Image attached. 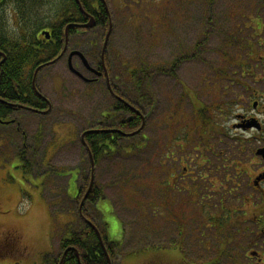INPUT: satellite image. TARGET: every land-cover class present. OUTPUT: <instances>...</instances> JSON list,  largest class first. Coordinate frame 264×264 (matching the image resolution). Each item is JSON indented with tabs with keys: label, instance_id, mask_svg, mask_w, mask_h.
Listing matches in <instances>:
<instances>
[{
	"label": "rangeland",
	"instance_id": "rangeland-1",
	"mask_svg": "<svg viewBox=\"0 0 264 264\" xmlns=\"http://www.w3.org/2000/svg\"><path fill=\"white\" fill-rule=\"evenodd\" d=\"M105 2L112 19L109 52L115 66L124 62L126 71L130 72L126 62L141 68L151 67L152 63L164 64L168 54L170 59H183L175 77L161 75L152 79L149 88L155 100L153 105L143 104L145 129L136 138L121 141L122 145L131 141L137 144L143 134L147 138L140 149L128 153H125L128 149L125 152L123 148L114 149L116 152L103 156L94 167V180L112 200L100 201V216L89 203L85 210L110 240L122 241L114 264H145L154 254H166L169 249L178 247L175 242L180 238L178 231L183 228L181 242L187 258L196 257L199 263L203 257L209 259L220 253L218 264H247L248 242L252 236L247 232L246 222H239L235 228L231 219L225 220L221 237L212 230L203 231L201 235L198 227L204 222L210 225L207 214L218 212L217 208H208L203 215L198 206L186 205L183 193H175V203L172 202L173 193L164 195V188L170 164L166 154L176 149L177 141L182 146L187 137L192 138V145L199 140L191 135L194 115L187 86L196 100L207 105L225 100L217 85L213 93L205 92L208 87L202 84L214 82L212 67L229 66L224 58L231 61L237 45L235 40L240 41L249 32L243 29V23L255 11L258 1ZM37 14L44 18L50 15L47 8L35 12ZM157 24L164 34L155 45ZM236 26L240 32H236ZM102 34L103 30L96 27L70 41L96 39L99 42ZM201 39H204V50L199 54ZM33 83L36 91L50 102V112L26 107L14 112L12 119L18 126L0 123V234L10 232L16 237L17 245L24 250L19 264H52L50 259L60 254L59 240L64 231L67 228L79 231L83 226L77 206L69 197L75 193L73 184L77 174L79 186L87 177L89 162L80 136L85 130L98 129V120L103 121L97 118L107 107L106 91L103 86L100 90H90V86L72 77L62 63L41 71L37 78L34 76ZM126 84L123 94L131 97L135 91L130 83ZM211 108L213 112L215 107ZM159 161L169 164L159 167ZM217 188V196L210 198L212 204L223 195L226 206L240 208L243 205L241 195L234 198L233 193L229 194V185ZM223 234H226L225 241ZM215 238L221 239V247ZM205 240L210 242L206 250L202 248ZM6 261L18 264L14 258Z\"/></svg>",
	"mask_w": 264,
	"mask_h": 264
},
{
	"label": "flooded vegetation",
	"instance_id": "flooded-vegetation-1",
	"mask_svg": "<svg viewBox=\"0 0 264 264\" xmlns=\"http://www.w3.org/2000/svg\"><path fill=\"white\" fill-rule=\"evenodd\" d=\"M85 1L89 6L91 4L92 8L97 9L96 12L83 9L82 2L79 0L83 9L80 10L78 7L81 17H70L64 24V27L69 25L66 46L65 37H63L55 55L49 60L38 62L32 72L31 85L37 93L35 84H32L34 76L37 78L39 73L47 67L62 63L72 77L84 86H90V90H100L102 86L104 87L107 107L97 118L103 119V121L98 120V122L109 121L107 130H118L117 134L125 136L123 134H128V132L117 127V124L123 121L130 123L137 117L141 122L140 127L143 122L145 126L146 116L143 104L150 106V102L141 100L137 103L123 94L127 87L126 83L132 85L133 73L139 67L126 62L131 68V71L127 72L124 62L118 63V67L114 65V57L110 56L109 52L113 27L105 50H103L109 25L112 26L107 4L105 0ZM257 1L259 4L255 11L247 17V22L243 23V29H248L249 32L240 38L241 42L233 38L237 42L234 47L235 51L232 53L233 58L231 61L227 57L224 58L225 61H228L229 66L220 64V68H218L219 66L212 67L215 72L214 82L205 81L202 84V87H208L205 92L213 93L216 92L217 85L220 96H225V100L207 105L203 101L196 100L192 96L190 86H187L194 115L191 135L193 133L194 137L199 140L192 145V138L187 137L185 145L182 146L177 141L176 149L172 148L166 154L170 164L169 162L163 164L164 162L161 161L158 164L159 167L169 164L164 195L173 193L171 195L172 202L175 200V193L178 195L183 193L186 205L188 207H191V204L195 207L198 206L203 215L207 214L208 208H217L218 212L209 216L207 214L210 225L208 223L206 225L204 222L202 227H198L201 235H203V231L212 230L216 236L218 234L221 237L223 229L221 225H216L213 219L216 217L222 219V208L229 209L228 215L230 214V221L235 228H238V223L241 221L247 223V232L252 236L248 242L250 245L249 255H246L248 264H264V0ZM41 2L42 0H0V24L4 26L6 12L10 8L15 9L21 25L29 26L31 23L38 22L42 24L44 16L35 15V12L39 13L46 9L45 5H42L44 2L42 4ZM100 6L105 8L106 18H101ZM90 16L94 18V27L83 28L82 25L89 21ZM159 25L165 26L162 23ZM159 25H155V45L159 43V37L164 34H161L163 28L159 29ZM96 27L103 30L99 42L96 39L70 41L76 35L86 34ZM69 30L73 33L70 34ZM240 31L236 26V32ZM41 32L42 30L38 33V39L42 38ZM38 39L36 46H40L39 42L55 45L50 42V37L40 41ZM203 44L204 39L199 40V54L204 50ZM232 46H234L233 43ZM97 47L99 50H96ZM193 47L195 49V45ZM74 52L78 53L71 55ZM0 55L5 60L4 54L0 52ZM169 55L164 64L152 63L149 84H152V79L155 76H172L175 59H170ZM203 64L206 65L205 62ZM228 67L231 70H228ZM0 103L5 104L6 102L0 100ZM6 104V106L12 105ZM47 105L51 106L49 101ZM208 106L215 107L214 111L212 112V108ZM126 109L128 112L125 111ZM205 113L209 115L210 119L206 117ZM14 115V113L0 114V122H12ZM111 124L116 125L112 126ZM100 127L101 125L98 126V128ZM223 185L230 186V194L233 193L234 198H239L241 195L243 205L240 208L237 206L228 207L223 205L220 200L215 202L216 204L210 202V198L217 196L219 192L217 187L222 188ZM178 199L180 198L178 197ZM219 223L222 224L221 221ZM178 234L180 238L175 242L178 247L169 249L164 255L154 254L152 260L145 261V264H151L150 262L153 264H218L220 253L209 259L201 256L203 259L199 263L196 261V257L187 258L181 242L184 228L178 231ZM215 240L221 247V239L215 238ZM209 244L210 242L205 240L202 243V248L206 250ZM22 251L24 250L17 245L16 237L12 236L10 232L0 234V264H10L6 261L9 258L16 259L19 264L18 260L24 256Z\"/></svg>",
	"mask_w": 264,
	"mask_h": 264
},
{
	"label": "trees",
	"instance_id": "trees-1",
	"mask_svg": "<svg viewBox=\"0 0 264 264\" xmlns=\"http://www.w3.org/2000/svg\"><path fill=\"white\" fill-rule=\"evenodd\" d=\"M93 1L95 0H90V2ZM81 2L83 9L90 10V12H96L97 9L92 8L91 4L89 6L85 0H81ZM41 4L45 5L50 15H45L42 24H40L41 22H38L36 24L31 23L29 26L21 25L22 32L19 39L9 38L4 26L0 24V52L5 56V60L0 64V100L16 106H6V103H0V114H13L23 108L26 109V107L30 110L31 108L43 110L49 107V105H47L48 100L45 97L38 95V93H36L32 88L31 80L33 69L37 66L38 62L49 60L55 55L58 50V46L64 37V24L66 20L70 17H81V12L75 3V0H42ZM99 12L101 14V18L103 19L106 16L105 8L100 6ZM62 19L64 20L63 22L61 21ZM101 25H103L102 22ZM44 29L49 30L50 42H53L55 44L54 46L49 43L42 44L41 42L38 44L40 46H36L38 33ZM69 33L71 34L73 32L69 30ZM41 39H45V37L42 36V38H39L38 40L40 41ZM1 60L2 57L0 55V61ZM181 60L183 59L176 58L174 60V69L171 72L172 77L176 76L175 73ZM150 73L151 69L147 66H142L141 68L136 69V72L133 73L134 78L132 80V86L135 94L131 97L129 96L131 101H137V103L141 100L149 101L151 105L154 98L148 82ZM125 111L128 112L127 109ZM0 123L5 124L2 122ZM7 124H15L18 126L16 120L8 122ZM140 124V119L136 117L130 123H127L126 121L118 123L117 127L121 128L124 132L131 133L137 130L140 127ZM100 125V129L103 131L88 133L84 136V142L86 145H84L80 138V142L82 147L85 149L88 158L89 169L87 177L83 179L82 185L79 186L77 181L79 173L74 180L76 191L73 188L75 193L69 198L75 202L77 209L88 188L89 176L91 173V164L85 146L90 151L94 166H96L99 159L103 156H111L114 152H116L114 149L119 151V149L123 148L122 152H125V149H128L125 153L140 149L139 146H141L142 142H145L147 138L142 134L140 135L141 139L137 144L131 141L127 143V145H122L121 141H128L136 138V136L140 133L125 137L121 134H117L116 132H107L106 130L108 127L104 124V122H98L96 126ZM111 125L115 126L116 124ZM144 129L145 126L143 127V130ZM224 186L227 185H223V187ZM66 193L68 192L66 191ZM104 196L103 189L99 183L94 180L93 186L82 208V214L84 217L96 226L102 243L96 230L92 229L89 224L84 222L78 214L81 222L83 223L82 228L79 231H72L69 228L64 231V234L61 235L59 240L60 254L56 258L50 259L52 264H58L61 258V264H109L106 253L109 256L110 263L114 264L115 255L117 250L121 247L122 241L110 240L105 230L103 228L101 229V227L90 218L91 216L85 210L86 204L89 203L90 205H94L99 200H102ZM222 197L223 198L220 199V201L223 205H225L224 203L227 200L225 196L222 195ZM228 212L229 209L222 208V219L220 220V217L213 219L216 225H221L223 231L225 227L224 221L230 220V214L228 215ZM220 221L222 224L219 223ZM223 235V240L225 241L226 234ZM237 264L245 263L237 262Z\"/></svg>",
	"mask_w": 264,
	"mask_h": 264
},
{
	"label": "water",
	"instance_id": "water-1",
	"mask_svg": "<svg viewBox=\"0 0 264 264\" xmlns=\"http://www.w3.org/2000/svg\"><path fill=\"white\" fill-rule=\"evenodd\" d=\"M76 3L78 4L79 9H80V10H83V9H82V6H81V4H80V2H79V0H76ZM94 25H95L94 18H93L92 16H90L89 21H88L86 24L82 25V27H83V28H92V27H94ZM68 27H69V25H67V26L64 28L65 46H66V44H67V31H68ZM111 28H112V26L109 25V28H108V31H107V33H106L105 40H104L103 50H105V46H106V43H107V41H108V37H109L110 32H111ZM41 35L44 36L46 39L50 37V33L47 32V31H45V30H43V31L41 32ZM76 53H78V52H74V53H72L71 55H74V54H76ZM3 61H4V58L0 61V64H1ZM33 84H34V83H33ZM129 106H130V105H129ZM131 108H133V107L131 106ZM133 109H134V108H133ZM32 110H33V109H32ZM50 110H51V106H49L48 109H47L46 111H44L43 113H48ZM35 111H36V110H35ZM137 112H138V111H137ZM138 113H139V112H138ZM143 126H144V122L142 123L141 127H140L138 130H136L135 132H133V133H131V134H123V133H122V134H123V135H126V136H130V135L137 134V133H139V132L142 130ZM101 131H103V130H101V129H99V130H96V129H90V130H86V131H84V132L81 134V140H82V142L84 143V145H86L85 142H84V136H85L86 134H88V133H92V132H101ZM107 132H119V131H118V130H107ZM85 148H86V150H87L88 157H89L90 164H91V173H90V176H89V185H88V188H87V190H86V192H85V194H84V196H83V198H82V200L80 201V204H79V206H78V214H79L80 218H81L84 222H86L87 224H89V225L91 226L92 229L96 230V232H97V234H98V236H99V239H100V241H101V237H100V234H99V232H98L96 226H95L90 220H88L86 217H84V215L82 214V208H83V205H84V203H85V201H86V199H87V197H88V195H89V192H90V190H91V188H92V186H93V183H94V162H93V158H92V155H91L90 151L88 150V148H87L86 146H85ZM101 243H102V241H101ZM105 252H106V251H105ZM64 253H65V252H64ZM106 257H107L108 263L111 264V263H110L109 256H108L107 253H106ZM61 263H62V258L60 259V261H59L58 264H61Z\"/></svg>",
	"mask_w": 264,
	"mask_h": 264
},
{
	"label": "clouds",
	"instance_id": "clouds-1",
	"mask_svg": "<svg viewBox=\"0 0 264 264\" xmlns=\"http://www.w3.org/2000/svg\"><path fill=\"white\" fill-rule=\"evenodd\" d=\"M5 31L9 38L11 39H19L22 32V26L18 21V17L14 8H10L6 12L5 16Z\"/></svg>",
	"mask_w": 264,
	"mask_h": 264
},
{
	"label": "crops",
	"instance_id": "crops-1",
	"mask_svg": "<svg viewBox=\"0 0 264 264\" xmlns=\"http://www.w3.org/2000/svg\"><path fill=\"white\" fill-rule=\"evenodd\" d=\"M73 188L75 189V191H76V185L75 184H73ZM69 191V190H68ZM73 195V194H72ZM104 198L102 199V200H99L97 203H95L94 205H93V212H95V213H97V211H98V215L100 216V214H101V211L98 209V206H99V203H100V201H105V199H109V200H112V197H111V195L108 193V192H106L105 190H104ZM97 210V211H96Z\"/></svg>",
	"mask_w": 264,
	"mask_h": 264
}]
</instances>
